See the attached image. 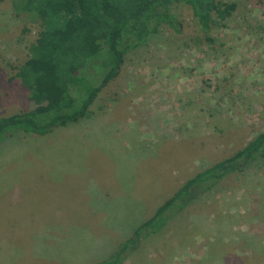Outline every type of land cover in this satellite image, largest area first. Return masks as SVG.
Returning <instances> with one entry per match:
<instances>
[{
  "label": "rangeland",
  "instance_id": "rangeland-1",
  "mask_svg": "<svg viewBox=\"0 0 264 264\" xmlns=\"http://www.w3.org/2000/svg\"><path fill=\"white\" fill-rule=\"evenodd\" d=\"M191 8L128 52L90 114L0 143V264L106 259L190 177L264 132V0ZM0 0V117L34 108L17 67L42 20ZM52 35V34H51ZM121 264H264V157L223 178Z\"/></svg>",
  "mask_w": 264,
  "mask_h": 264
},
{
  "label": "trees",
  "instance_id": "trees-1",
  "mask_svg": "<svg viewBox=\"0 0 264 264\" xmlns=\"http://www.w3.org/2000/svg\"><path fill=\"white\" fill-rule=\"evenodd\" d=\"M42 20L43 30L30 45L31 57L16 69L35 107L0 117V143L18 134L46 135L90 114L100 91L117 77L125 55L144 45L162 27L176 31L172 13L188 5L208 31L226 18L220 0H24ZM52 34V35H51ZM264 157V132L187 179L171 199L160 204L119 248L95 264H121L128 252L228 175Z\"/></svg>",
  "mask_w": 264,
  "mask_h": 264
}]
</instances>
